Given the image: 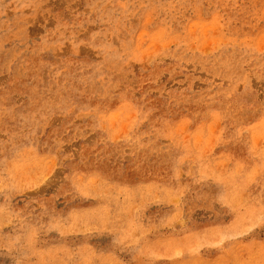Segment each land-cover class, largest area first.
<instances>
[{
    "label": "rangeland",
    "instance_id": "374dc122",
    "mask_svg": "<svg viewBox=\"0 0 264 264\" xmlns=\"http://www.w3.org/2000/svg\"><path fill=\"white\" fill-rule=\"evenodd\" d=\"M0 264H264V0H0Z\"/></svg>",
    "mask_w": 264,
    "mask_h": 264
}]
</instances>
